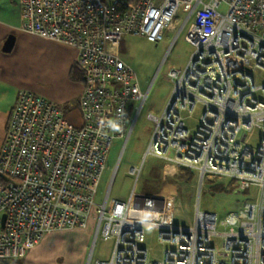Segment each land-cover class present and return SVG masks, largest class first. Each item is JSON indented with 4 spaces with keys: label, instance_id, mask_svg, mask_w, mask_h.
Instances as JSON below:
<instances>
[{
    "label": "built area",
    "instance_id": "2783aa9c",
    "mask_svg": "<svg viewBox=\"0 0 264 264\" xmlns=\"http://www.w3.org/2000/svg\"><path fill=\"white\" fill-rule=\"evenodd\" d=\"M16 3L22 31L76 50L83 89L67 106L17 94L0 145V260L23 258L51 232L91 225L92 248L112 240V249L89 264H264V0ZM186 25L193 50L184 67L166 70L171 92L159 116L148 114L153 129L142 159L154 155L195 172L199 190L218 177L254 200L222 219L196 206L185 223L176 220L182 203L174 187L175 195L133 187L126 199L107 191L97 204L111 143L125 134L127 140L149 91L123 58L122 39L158 42ZM197 106L198 123L189 127ZM141 166L129 169L135 181ZM146 229L157 233L160 258H149Z\"/></svg>",
    "mask_w": 264,
    "mask_h": 264
},
{
    "label": "rangeland",
    "instance_id": "374dc122",
    "mask_svg": "<svg viewBox=\"0 0 264 264\" xmlns=\"http://www.w3.org/2000/svg\"><path fill=\"white\" fill-rule=\"evenodd\" d=\"M226 9V5L220 6L222 13ZM183 15V12L177 14V26L181 24ZM186 29L187 25L176 38V31L168 30L158 42H151L140 35H127L122 39L120 49L123 58L133 67L142 90L149 89V91L127 140L125 134L123 137L113 139L111 143L95 196L97 204L102 202L108 185H110V199H126L133 187L136 192L141 193L167 191L175 195L173 192L174 187L182 203V212L177 211L176 214L180 217L176 220L179 223H185V221L190 220L196 206L202 211L216 213L222 219L228 212L238 210L245 200H254L251 191H241L232 183L218 177L204 180V185L199 190L196 173L180 167H176L177 172L173 176L168 175L164 178L162 174L164 161L161 158L148 155L144 160L142 159L153 129V122L148 119V114L151 112L155 116H159L171 92L172 85L165 77L166 70L171 64L177 68L184 67L193 50L192 45L184 38ZM29 46L30 44L27 43L22 45V48ZM37 48L41 50L42 47L38 46ZM48 49L49 52L54 54L59 52L58 47L48 46ZM22 54L25 56L22 61L23 70L25 71L23 81L27 80V83L32 84L27 86L26 90L35 86H52L55 89L59 86V64L58 60L51 58L52 54L47 56L43 54L36 55L35 50L26 49L22 50ZM4 103V101L0 102V145L9 117L8 114L6 119L3 118ZM199 108L200 106H197L192 118L186 120L187 126L195 127L197 125ZM74 117H76V114L73 115ZM260 135V131H256L251 137L250 145L253 148L258 146ZM140 165H142L141 172L137 181H135L136 177L129 173V169L132 166L138 167ZM65 231L66 233H61V231L49 233L47 236L49 238L45 237L47 239L43 238L42 242L39 241L27 257L25 255L21 259L0 260V264H89L88 260L90 259H107L109 257L112 240H98L92 248L93 227L91 225L87 229H81L84 234L79 238L77 233H67L77 231V229ZM87 231L90 234L89 238H86L87 245L83 253L80 242L81 238L84 241ZM37 245L39 246L36 248ZM143 245L150 249V259L161 257L162 246L157 242L156 232L146 229ZM214 245L217 250H220L219 240L215 239Z\"/></svg>",
    "mask_w": 264,
    "mask_h": 264
},
{
    "label": "crops",
    "instance_id": "0c3cea01",
    "mask_svg": "<svg viewBox=\"0 0 264 264\" xmlns=\"http://www.w3.org/2000/svg\"><path fill=\"white\" fill-rule=\"evenodd\" d=\"M20 25V9L16 3V0H0V102H5V109H2V115L4 119H6L10 113L18 92L21 90H26L25 88L27 86L32 85L27 83V80L23 81V75H25V71L23 70L22 66L23 57L25 58L24 54H22L23 49L31 51L35 50L36 55L43 54L47 56L52 54L51 58L58 60L59 64L58 71L60 82L56 89L52 86H35L34 88H27L29 89L27 91L42 95L48 100L61 106H67L68 103H73L76 101L83 89V81H73L69 78L70 69L72 65L75 64L76 50L62 42L42 38L37 35L24 32L21 30ZM8 38H12L13 42L11 48L8 51H5L4 44ZM27 43L30 44V46L22 48V45H26ZM38 46L42 47L41 50L37 48ZM48 46L58 47L59 52H55L56 54L49 52ZM45 48L47 49L45 50ZM27 53L32 54L30 52ZM176 172V166L169 164L166 165L165 162L163 163L162 174L164 178L168 175L173 176ZM107 191L110 192V185H108L106 192ZM87 228H77V231H71L67 233H77L79 238L84 234V232H81V229ZM64 231L65 230H61V233H66V231ZM89 234L90 232L87 231L84 241H82L81 238L80 243L82 244L83 253L85 252V247L87 245L86 238H89ZM48 235L49 234H47L45 237ZM45 237L44 239L49 238ZM44 239H42V241ZM39 245H37L36 248ZM34 249H31L26 254V257Z\"/></svg>",
    "mask_w": 264,
    "mask_h": 264
},
{
    "label": "trees",
    "instance_id": "16d2710c",
    "mask_svg": "<svg viewBox=\"0 0 264 264\" xmlns=\"http://www.w3.org/2000/svg\"><path fill=\"white\" fill-rule=\"evenodd\" d=\"M69 78L73 81H83V73L76 63L70 69Z\"/></svg>",
    "mask_w": 264,
    "mask_h": 264
},
{
    "label": "water",
    "instance_id": "95a60500",
    "mask_svg": "<svg viewBox=\"0 0 264 264\" xmlns=\"http://www.w3.org/2000/svg\"><path fill=\"white\" fill-rule=\"evenodd\" d=\"M12 38H8L4 44V50L8 51L12 46ZM4 218V217H3Z\"/></svg>",
    "mask_w": 264,
    "mask_h": 264
},
{
    "label": "bare ground",
    "instance_id": "6f19581e",
    "mask_svg": "<svg viewBox=\"0 0 264 264\" xmlns=\"http://www.w3.org/2000/svg\"><path fill=\"white\" fill-rule=\"evenodd\" d=\"M179 210L182 212L181 208H180L179 206H176L175 209H174V213H177V211H179ZM178 216H179V215H178ZM179 217H180V216H179Z\"/></svg>",
    "mask_w": 264,
    "mask_h": 264
}]
</instances>
